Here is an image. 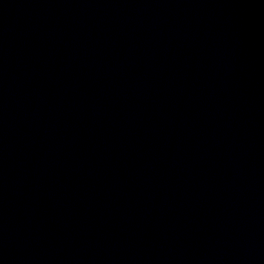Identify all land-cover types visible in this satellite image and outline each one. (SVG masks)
<instances>
[{
  "label": "water",
  "instance_id": "95a60500",
  "mask_svg": "<svg viewBox=\"0 0 264 264\" xmlns=\"http://www.w3.org/2000/svg\"><path fill=\"white\" fill-rule=\"evenodd\" d=\"M0 264H264V0H0Z\"/></svg>",
  "mask_w": 264,
  "mask_h": 264
}]
</instances>
